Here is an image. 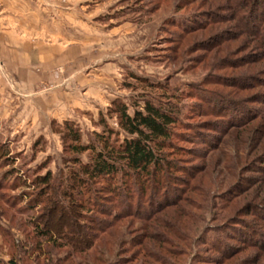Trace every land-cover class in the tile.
Instances as JSON below:
<instances>
[{
  "label": "rangeland",
  "instance_id": "rangeland-1",
  "mask_svg": "<svg viewBox=\"0 0 264 264\" xmlns=\"http://www.w3.org/2000/svg\"><path fill=\"white\" fill-rule=\"evenodd\" d=\"M242 1L16 0L10 9L29 36L76 53L53 71L36 59L30 71H0V264H264V7ZM164 93L180 96L186 115L207 111L191 116L197 138L179 142L187 151L173 158L187 170L161 179L170 189H133V216L112 224L101 212L59 215L33 202L38 177L51 173L43 188L53 187L76 157L89 159L70 152L66 123L81 145L95 142L101 120L120 140L113 102L131 114ZM220 109L227 118L210 114ZM165 199L153 214L150 204Z\"/></svg>",
  "mask_w": 264,
  "mask_h": 264
},
{
  "label": "trees",
  "instance_id": "trees-1",
  "mask_svg": "<svg viewBox=\"0 0 264 264\" xmlns=\"http://www.w3.org/2000/svg\"><path fill=\"white\" fill-rule=\"evenodd\" d=\"M246 1L245 3L242 1L243 5L239 3L241 8L248 7ZM251 3L254 7H264L261 0H252ZM257 22L258 30L261 31L264 27V12ZM247 24L251 25L250 22ZM256 35L258 34L256 33ZM232 84L238 88L243 87L240 82L235 81ZM157 88L164 90L166 87L157 85ZM161 96V99L154 102L145 101L144 105L135 108L131 114L124 103L118 100L113 102L107 115L115 117L118 128L123 133L120 140L119 132L107 128L104 120H101L103 130L101 134H95V142L81 145L79 144V132L74 130L71 124L66 123V138L71 142L70 152L77 155L88 153L89 159L86 163H82L76 157L73 163L77 169L70 170L67 178L57 179L53 187L43 188L51 182V173L44 177H38L34 182L36 187H42L33 202L36 204L48 202V205H52L50 209L54 212L59 211V215L70 213V215L80 216L82 212H101L103 215L111 216L112 224L117 219L133 216L132 198L134 190L138 192V196L144 197L147 188L151 186L154 194L159 193L160 189H170L166 187V182L164 183L161 179L162 177L166 179L176 178L169 173L187 170V167H182L181 161L173 158L182 156L183 152L187 151L179 146V142L194 141L193 138L197 136L193 135L196 134L197 130L194 131L195 133L193 132L194 123L190 121L191 116L193 118L197 116L196 114L207 111L199 105L196 109L198 113L193 112L190 113L191 115H186L183 113V107L177 103L181 98L180 96L173 93H164ZM192 96L198 98L199 101L206 100L201 93H192ZM216 104L221 103L217 101ZM210 114H217L222 118L228 116L227 111H221V109ZM210 126V124L205 123L202 128L207 129ZM213 136L210 138L214 139ZM5 159V162L10 161L8 156ZM19 182L23 183L24 186L26 185L22 180ZM57 199L71 201L70 207L57 205L55 203ZM74 200L80 202L78 207H75ZM99 200L105 201L112 210L120 209L123 212L122 215H111V213H107L109 209L97 208ZM166 203L169 202L165 199L163 204H159V201L155 205L150 204V206H155L153 214L163 210ZM250 211L243 214H249ZM136 216H140V213H137ZM141 216L149 217L142 214ZM70 222L76 225L74 229L77 231L83 230L79 220L74 219ZM239 224L244 227V224ZM38 233L47 237L50 242L53 241L49 233L43 231Z\"/></svg>",
  "mask_w": 264,
  "mask_h": 264
},
{
  "label": "crops",
  "instance_id": "crops-1",
  "mask_svg": "<svg viewBox=\"0 0 264 264\" xmlns=\"http://www.w3.org/2000/svg\"><path fill=\"white\" fill-rule=\"evenodd\" d=\"M0 3V71H30L35 59L41 71H53L60 62H73L76 51L67 49L63 41L34 39L25 32L27 25L10 9L19 6L16 0H0Z\"/></svg>",
  "mask_w": 264,
  "mask_h": 264
}]
</instances>
